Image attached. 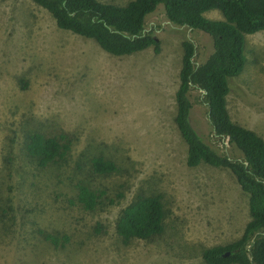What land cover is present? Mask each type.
I'll return each mask as SVG.
<instances>
[{
    "label": "rangeland",
    "instance_id": "1",
    "mask_svg": "<svg viewBox=\"0 0 264 264\" xmlns=\"http://www.w3.org/2000/svg\"><path fill=\"white\" fill-rule=\"evenodd\" d=\"M124 5L129 0H102ZM219 18L218 10L206 13ZM152 47L127 55L102 50L92 39L59 28L31 0H0V264H207L204 247L226 244L242 232L248 194L224 168L186 164L175 121V90L183 40L198 64L211 37L170 22L163 5L145 18ZM246 63L230 80L231 118L264 138V30L246 36ZM201 91L192 89L190 121L219 152H239L208 123ZM66 133L63 159L45 166L24 149L26 134ZM113 159L118 170L92 173L90 158ZM84 181L117 198L94 211L72 203ZM158 193L166 211L161 234L123 243L115 222L138 194ZM99 223L101 231L96 232ZM42 229L67 241L55 247Z\"/></svg>",
    "mask_w": 264,
    "mask_h": 264
},
{
    "label": "trees",
    "instance_id": "2",
    "mask_svg": "<svg viewBox=\"0 0 264 264\" xmlns=\"http://www.w3.org/2000/svg\"><path fill=\"white\" fill-rule=\"evenodd\" d=\"M31 1L45 9L59 28L92 39L102 50L117 56L148 47L155 53L160 51L157 38L145 31L146 16L159 4L170 22L201 30L211 37L212 50L198 64L193 61V42L186 39L181 43L174 121L186 145V164L206 163L228 169L248 194L249 218L236 239L204 247L201 257L207 264H264V138L234 121L227 107L230 80L240 74L247 60L246 36L264 30V0H129L124 5L102 0ZM212 10H218L220 17H208L206 13ZM192 89L202 93L213 135L226 138L239 152L237 156L219 152L194 129L190 121ZM71 144L64 132L51 135L32 131L25 136L24 149L29 158L45 166L63 159ZM90 168L92 173L106 176L117 171L118 165L97 154L90 158ZM74 187L76 194L71 201L85 210L102 209L123 197L122 193L117 198L108 196L106 189L81 180ZM6 213L7 209L0 207V215ZM165 218L160 194H138L118 215L116 234L123 243L148 239L163 232ZM95 231H101L99 223ZM38 233L55 247L67 241L65 235L42 229Z\"/></svg>",
    "mask_w": 264,
    "mask_h": 264
}]
</instances>
